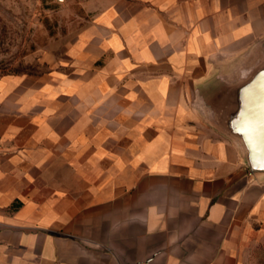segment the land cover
Masks as SVG:
<instances>
[{
	"label": "crops",
	"instance_id": "obj_1",
	"mask_svg": "<svg viewBox=\"0 0 264 264\" xmlns=\"http://www.w3.org/2000/svg\"><path fill=\"white\" fill-rule=\"evenodd\" d=\"M263 35L264 0H115L0 78V264H257L264 184L191 102Z\"/></svg>",
	"mask_w": 264,
	"mask_h": 264
},
{
	"label": "water",
	"instance_id": "obj_2",
	"mask_svg": "<svg viewBox=\"0 0 264 264\" xmlns=\"http://www.w3.org/2000/svg\"><path fill=\"white\" fill-rule=\"evenodd\" d=\"M191 104L264 184V35L197 86Z\"/></svg>",
	"mask_w": 264,
	"mask_h": 264
},
{
	"label": "rangeland",
	"instance_id": "obj_3",
	"mask_svg": "<svg viewBox=\"0 0 264 264\" xmlns=\"http://www.w3.org/2000/svg\"><path fill=\"white\" fill-rule=\"evenodd\" d=\"M115 0H0V78L45 71L62 47ZM264 264V243L253 252Z\"/></svg>",
	"mask_w": 264,
	"mask_h": 264
},
{
	"label": "trees",
	"instance_id": "obj_4",
	"mask_svg": "<svg viewBox=\"0 0 264 264\" xmlns=\"http://www.w3.org/2000/svg\"><path fill=\"white\" fill-rule=\"evenodd\" d=\"M259 247V246H258Z\"/></svg>",
	"mask_w": 264,
	"mask_h": 264
}]
</instances>
